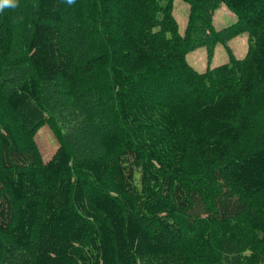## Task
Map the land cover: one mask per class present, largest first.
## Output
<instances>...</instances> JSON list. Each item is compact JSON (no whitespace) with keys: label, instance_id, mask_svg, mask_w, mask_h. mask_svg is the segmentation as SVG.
<instances>
[{"label":"trees","instance_id":"trees-1","mask_svg":"<svg viewBox=\"0 0 264 264\" xmlns=\"http://www.w3.org/2000/svg\"><path fill=\"white\" fill-rule=\"evenodd\" d=\"M174 1L0 11V264H264V0Z\"/></svg>","mask_w":264,"mask_h":264},{"label":"rangeland","instance_id":"rangeland-1","mask_svg":"<svg viewBox=\"0 0 264 264\" xmlns=\"http://www.w3.org/2000/svg\"><path fill=\"white\" fill-rule=\"evenodd\" d=\"M189 6L181 0L174 1L173 15L178 23L179 33L183 34L187 23ZM213 25L215 29L227 28L236 21V16L224 5L217 8L213 14ZM247 51V33L242 31L239 35L229 39L225 43H218L212 54H208L204 46H197L186 54L187 63L196 71L203 72L208 68L228 63L230 56L242 59ZM42 160L47 161L58 147L56 138L49 126L41 127L35 135Z\"/></svg>","mask_w":264,"mask_h":264},{"label":"clouds","instance_id":"clouds-1","mask_svg":"<svg viewBox=\"0 0 264 264\" xmlns=\"http://www.w3.org/2000/svg\"><path fill=\"white\" fill-rule=\"evenodd\" d=\"M67 4L72 5L75 0H66ZM19 6V0H0V11L4 9H16Z\"/></svg>","mask_w":264,"mask_h":264}]
</instances>
